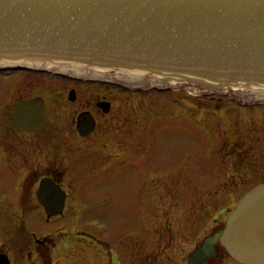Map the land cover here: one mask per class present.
Returning a JSON list of instances; mask_svg holds the SVG:
<instances>
[{"label": "rangeland", "instance_id": "obj_1", "mask_svg": "<svg viewBox=\"0 0 264 264\" xmlns=\"http://www.w3.org/2000/svg\"><path fill=\"white\" fill-rule=\"evenodd\" d=\"M74 90L73 100L68 94ZM170 93L39 72L0 73V105L7 101L4 114L18 98L36 94L44 99L48 114L44 125L35 131L42 133L40 150L51 149L50 140L59 143L58 156L68 152L67 162L63 161L68 166L62 171L64 181L76 180L66 214L49 223L43 218L41 225L37 220L36 226L52 232L57 227L68 228L66 237L65 232L55 237L61 248L58 253L65 256L66 245H61L65 242L77 250L76 255L81 250L78 245L83 244L80 241L101 240L106 248L90 247L82 259L76 256L74 264H103L101 253L107 260L109 250L115 253L117 264H186L188 255L206 236L223 229L226 214L239 197L264 182L263 103L230 92L201 93L185 87ZM172 96L179 99L171 100ZM107 99L112 100L109 110L95 108L97 101ZM82 108L94 111L98 126L95 135L90 130V136L77 139L68 121L71 113ZM103 132L113 136L112 145H104ZM33 134H27L28 144ZM104 146L112 149L113 159L120 146L145 152L138 158L137 169L129 167L135 165V155L130 159L123 155L124 173H113L111 178L116 181L106 188L92 182L105 181L103 166L101 174L88 172L89 176L77 177L83 166H90L92 158L106 151ZM98 148L102 150L99 153ZM42 157L37 161L41 165L46 160L44 154ZM141 159L147 163L143 165ZM35 204L28 202L26 210H36ZM216 244V255L204 264L217 254L221 264H240L218 240ZM56 255L55 251L53 264H59Z\"/></svg>", "mask_w": 264, "mask_h": 264}, {"label": "water", "instance_id": "obj_2", "mask_svg": "<svg viewBox=\"0 0 264 264\" xmlns=\"http://www.w3.org/2000/svg\"><path fill=\"white\" fill-rule=\"evenodd\" d=\"M19 62L106 74L132 87L264 100V0H0V65ZM11 115L33 129L43 103L21 99ZM92 122L81 121L80 131ZM52 203L44 202L50 213L63 205ZM217 240L236 261L264 264V183L238 199L222 232L206 237L187 264H202Z\"/></svg>", "mask_w": 264, "mask_h": 264}, {"label": "flooded vegetation", "instance_id": "obj_3", "mask_svg": "<svg viewBox=\"0 0 264 264\" xmlns=\"http://www.w3.org/2000/svg\"><path fill=\"white\" fill-rule=\"evenodd\" d=\"M71 95L72 97L75 96V90L71 92ZM34 96L40 97L39 95L34 94L18 98L15 103L14 101H12L14 105L11 109L6 111V114H4V107L5 105H7V101H5L3 105H0V114H2L0 115V228L2 229V234L0 235V264H53L54 257L52 258V256L55 251L57 254L56 260L59 264H74L76 262L77 257L82 259L83 255L88 254L90 247L92 249L98 250H100L99 248H106L102 246L101 240H99L98 243H93L91 241H80L83 244L78 245V247L80 246L79 250H81L76 255L75 252L77 250L75 251L74 249H72V246L70 244H66L65 242L61 245H66L65 248H63L65 252L68 253L66 255L68 257H66L62 253H58L61 248L55 242V237L57 238L58 233L65 232L66 230H68V228L57 227L52 232V229L48 227H46V229L39 227L41 223L43 224V218L46 220V223H49L54 219L55 216L66 214L65 211L67 210L68 206L71 205L72 200L70 199H72V191L77 185L76 183H74L76 180H73L72 182H70L69 180L68 182L66 178V182L64 181L65 176L63 175L64 173L62 171L65 172L68 168L67 164L64 165V163L67 162L65 160H68L66 159L68 152L65 153L62 151L63 156L60 158L58 155L61 150L57 148L59 143H55L50 140L48 143L52 144L51 149L45 152H41L40 150L41 148L39 146V141L42 138V133L35 131L39 129L42 125H44L45 119L48 114V109L46 107L44 99L42 98V103L44 104V119L40 125L30 130L20 129L17 123H15L13 120L11 112L15 104L22 98ZM68 96L70 98V93L68 94ZM37 100L39 99L37 98ZM171 100L173 99L171 98ZM40 101L41 100H39V102ZM109 103H111L112 105V100L107 99L104 101H97L95 103V108L99 109L100 106H107L109 110ZM83 120H93V131L97 129L96 126H98V124L96 123L97 120L94 116V111L89 108H82L78 111L71 113V118L68 121V127L74 129V133L76 134L75 138L77 139H83L90 136L88 134L89 131H80L79 129V126H82V123L80 122ZM22 123L23 121H20L19 124L21 125ZM87 125L88 124H86V127ZM95 131L93 132V135L96 134ZM33 132L34 134L31 137L32 141L28 144L26 141V136L27 134H31ZM147 133L148 132L145 131L146 135ZM102 134L105 137L104 145L107 146L110 142L112 145L113 136L107 135V133L105 132H103ZM150 137L151 136H149V138ZM92 139H94L93 136L90 138V140ZM101 143L103 142L101 141ZM149 143L150 141L148 142V144ZM27 145L30 146L27 147ZM61 145L63 146V143H61ZM105 146L103 147L104 149H106ZM37 151L39 153H37ZM101 151V148L97 149V153ZM132 152L127 147L125 148L123 146H120L117 149V152H114L116 157L115 159H113L114 154L112 152V149H106V151H102L100 153V157L96 159L92 158L94 162H91L90 166H83V169L81 171L82 173H80L77 177L80 178L82 176H86L88 175V172L89 175H93L94 173H100L102 170L100 169V167L103 166L104 171H106V177L102 180L105 181L92 182H94V186L100 183L103 188H106L108 187L107 184L116 181L111 178L113 173H119L121 176L124 173V171H121L124 170L123 164L121 163V161H123V155L129 156L130 159L133 156L132 154H134L136 157L135 165L129 167L135 169L138 168V166L140 165V163L138 162V158L140 160V156H144L145 152L140 153L137 150H133ZM36 154H38L39 156ZM42 154H44V157L46 156V160L41 165L37 161L43 158ZM103 155L106 156L103 157ZM34 158L35 161L33 160ZM141 160L143 162V165L147 163L146 161H144V159ZM63 161L65 162L63 163ZM114 162H119L117 165L118 168L116 164H111ZM61 167L63 169L60 171L59 168ZM130 168L126 169H129V171H133ZM42 180L49 185L54 184L62 188L64 192L61 198L63 205L59 211L52 213L48 212L47 208H53L52 205L54 204L52 202L58 198L53 193H38V188ZM86 180L90 181L91 179L88 178ZM34 186H36L37 188L35 187V189H33ZM32 201L36 202L35 205L37 209L33 211H27L26 205L28 202ZM44 201L47 202V208L44 204ZM11 202H14V205L11 206ZM37 220L40 224L38 226H36ZM65 234L66 237L67 232H65ZM215 248L217 250V244ZM108 252L109 258L107 260L104 254L101 253V255L104 257L103 264H117V257L115 253H111L110 250ZM136 254L138 255L137 252ZM217 257L218 254L214 258V260H211L209 264H221ZM206 260L208 261V258Z\"/></svg>", "mask_w": 264, "mask_h": 264}, {"label": "bare ground", "instance_id": "obj_4", "mask_svg": "<svg viewBox=\"0 0 264 264\" xmlns=\"http://www.w3.org/2000/svg\"><path fill=\"white\" fill-rule=\"evenodd\" d=\"M55 76V75H54ZM189 92H190V90H188ZM37 98L39 99V100H41V102L43 101L42 100V97H26V98H24L26 101L27 100H29V101H31V103H32V105H37V104H39L40 102H39V100H37ZM244 98V97H243ZM36 101H38V102H36ZM108 104V103H107ZM110 104V106H111V103H109ZM102 108H107L108 109V107L107 106H102ZM43 109H44V104H43ZM41 191V192H40ZM42 192H49V193H53V194H55L56 195V197L57 198H59V199H61L62 198V196H63V194H64V192H63V190H62V188L60 187V186H57V185H54V184H52V185H49V184H47L46 182H44L43 180L40 182V185H39V188H38V193H42ZM62 200V199H61ZM45 202V201H44ZM47 203V202H46ZM208 236H210V235H208ZM208 236H206V237H208ZM205 237V238H206ZM205 238H204V240H205ZM203 240V241H204ZM203 241H202V243H203ZM202 243L199 245V246H201L202 245ZM199 246H197V247H199ZM214 246L216 247V242L214 243ZM196 248V247H195ZM194 248V249H195ZM193 249V250H194ZM205 261V260H204ZM203 261V262H204ZM187 262H188V260H187ZM187 264V263H186Z\"/></svg>", "mask_w": 264, "mask_h": 264}]
</instances>
